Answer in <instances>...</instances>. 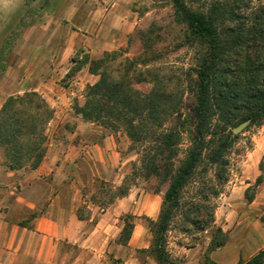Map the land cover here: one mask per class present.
<instances>
[{
	"label": "trees",
	"instance_id": "16d2710c",
	"mask_svg": "<svg viewBox=\"0 0 264 264\" xmlns=\"http://www.w3.org/2000/svg\"><path fill=\"white\" fill-rule=\"evenodd\" d=\"M174 22L184 30V44L195 50L193 69L194 107L191 115L182 112V97L170 89L165 77L149 69L158 56L154 44L160 38L152 25L139 33L144 51L124 57L127 50L106 52L99 59L87 55L78 63L88 65L99 76L88 85L85 100L76 114L110 133L124 131L129 151L140 156L132 171L138 178L156 180L158 188L167 184L157 220L148 221L152 236L148 253L155 264H177L167 250V234L183 210L184 190L201 175L199 196H217L214 182L227 180V154L236 136L232 130L243 122H264V3L263 0H171ZM124 57V58H123ZM120 58H123L119 61ZM78 69V70H79ZM74 72V71H73ZM53 110L36 92L8 98L0 110V149L3 165L11 171L37 168L46 154L45 125ZM175 121V127L167 124ZM184 135L189 147L179 159ZM213 171L212 179L206 174ZM256 184L246 190V200L254 199L256 187L264 181V157ZM122 184L117 198L128 193ZM193 225L206 226L211 210L194 205ZM126 218H129L127 216ZM134 225L125 221L118 243L126 245ZM228 235L221 228L213 232L202 264H217L210 253L224 247ZM245 264H264V250Z\"/></svg>",
	"mask_w": 264,
	"mask_h": 264
},
{
	"label": "crops",
	"instance_id": "0c3cea01",
	"mask_svg": "<svg viewBox=\"0 0 264 264\" xmlns=\"http://www.w3.org/2000/svg\"><path fill=\"white\" fill-rule=\"evenodd\" d=\"M62 2L66 6L60 13L43 11L21 34L15 48L20 55L0 76V110L8 98L36 92L60 109L59 116H66L61 105L72 98L84 100L83 89L99 80L88 68L83 77L79 75L83 70L78 71L68 87L58 83L76 47L86 48L90 59L119 51L139 16L137 0ZM82 4L87 5L83 16ZM61 20L84 23L77 27L71 22L66 36ZM75 120L70 130L65 128V138L48 143L35 169L8 170L0 149V264H133L131 257L137 251L150 248L152 236L139 217L156 220L159 209L150 204L159 202L158 195L145 194L150 204L138 210L131 189L109 207L96 205L82 193L86 168L101 180L123 181L135 162L128 137L123 131L110 133L85 122L78 114ZM250 187L248 182L232 188L229 205L233 210L245 206L252 212L260 210V221L250 223L243 234L230 233V242L210 253L217 264H245L264 250V181L251 202L245 196ZM127 215L134 217V228L122 245L121 217ZM128 251L133 255L126 259Z\"/></svg>",
	"mask_w": 264,
	"mask_h": 264
},
{
	"label": "rangeland",
	"instance_id": "374dc122",
	"mask_svg": "<svg viewBox=\"0 0 264 264\" xmlns=\"http://www.w3.org/2000/svg\"><path fill=\"white\" fill-rule=\"evenodd\" d=\"M57 1L59 2L50 3L49 0H0V76L11 63L12 58L14 59L16 55H20L15 52L16 44L21 40L23 31L34 23L37 16L49 9L60 13L66 6L62 2L63 0ZM135 6V10L139 13V16L133 30L124 38L125 43L121 49L128 52L124 57L132 58L144 51V47L138 37L139 33L146 31L154 25L157 33L160 35V38L157 40L158 42L153 46L158 56H156V61L149 62V69L156 70L157 73L165 77L170 89L182 97V112L184 115H191L194 107V95L192 91L196 80L193 72L196 55L193 48L184 44V30L182 26L174 22V8L171 0H137ZM86 7L87 5L85 4L81 5L82 16L85 15ZM60 22L65 29L66 36L70 26H72L71 22L77 27L84 23L82 20H61ZM85 55L90 58V54H87L86 48L83 46L76 47L69 59L70 67L67 71L58 75L60 81L58 83L61 86L68 87L75 77L79 75L81 77L85 76L88 65L82 66L79 69L77 63ZM123 58H120L119 61ZM80 70H83V72L78 75L77 73ZM85 91L86 87L83 89V96H85ZM84 100L72 98L61 105L60 108L68 111L66 116H59L60 109L58 107L54 109L48 104L54 113L53 117L45 125V135L47 137L46 150L51 140H59L67 136L65 128L70 130L72 125L77 124L75 120L76 109L79 105L83 104ZM243 123H246V126L240 132L234 133L235 128L239 125L232 130L236 139L227 154V180L223 183L213 181L219 194L215 196L212 195L213 193L209 194V192H206L208 195L207 199L198 195V192L203 189L201 175L183 192V210L172 222L167 234V250L177 264H202L213 232L217 228L227 231L228 242H230L233 237L230 236V233L235 232V235H238V233L243 234L246 228L250 226V223H254L256 220L260 221V210L252 212L248 209V206L233 210L229 205L232 202L228 198L232 188L245 186L248 182L252 184V187L256 184L257 178L261 173L260 163L264 157V122L261 125H250L248 122ZM167 126L175 127V121L172 120ZM188 147V136L184 135L179 146L178 157L180 160L184 159ZM131 154L135 158L134 163L139 165L140 156L136 151H132ZM86 171L85 186L82 188V193L96 205L109 207L111 204L116 203L118 200L116 195L118 189L125 182L131 190L136 192L135 205L138 210L143 209V207L146 209L148 204H150L144 199L145 194L148 193L160 197L159 202H151L150 204L153 206V209H159L158 211L160 212L163 196L168 189L167 184L161 186L160 191L156 193L159 186L158 182L156 180L146 181L138 178L134 175L132 169L125 175L120 184H118V181H114L113 178L101 180L97 175L93 177L88 173V168H86ZM206 177L212 179L213 171H209ZM257 192L258 189L256 188L255 197ZM132 204L134 205V203ZM196 204L204 205L211 210L213 217L206 226H203L201 223L193 225L191 222L195 216L193 207ZM127 216L121 217L122 224L125 223L126 219L134 223V217L129 216V218H126ZM139 219H141L148 229L147 218L142 216ZM148 233L151 235L149 229ZM130 254L131 256L133 255L129 251L126 252V259L130 257ZM131 262L133 264H155L148 253L141 251H137L131 257ZM114 264L118 263L114 262Z\"/></svg>",
	"mask_w": 264,
	"mask_h": 264
},
{
	"label": "water",
	"instance_id": "95a60500",
	"mask_svg": "<svg viewBox=\"0 0 264 264\" xmlns=\"http://www.w3.org/2000/svg\"><path fill=\"white\" fill-rule=\"evenodd\" d=\"M245 126H246V123L239 125L237 128H235L234 133L240 132V130H242Z\"/></svg>",
	"mask_w": 264,
	"mask_h": 264
}]
</instances>
